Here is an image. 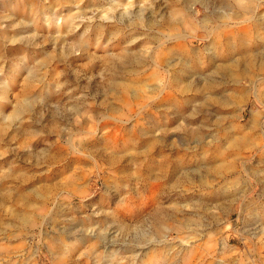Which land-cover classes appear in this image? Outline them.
Returning a JSON list of instances; mask_svg holds the SVG:
<instances>
[{
  "label": "rangeland",
  "instance_id": "rangeland-1",
  "mask_svg": "<svg viewBox=\"0 0 264 264\" xmlns=\"http://www.w3.org/2000/svg\"><path fill=\"white\" fill-rule=\"evenodd\" d=\"M263 16L0 0V264H264Z\"/></svg>",
  "mask_w": 264,
  "mask_h": 264
},
{
  "label": "bare ground",
  "instance_id": "bare-ground-1",
  "mask_svg": "<svg viewBox=\"0 0 264 264\" xmlns=\"http://www.w3.org/2000/svg\"><path fill=\"white\" fill-rule=\"evenodd\" d=\"M240 1V0H239ZM252 1V0H251ZM246 2V1H245ZM240 3V2H239ZM238 4V3H237ZM247 9V8H246ZM243 10V9H242ZM248 10H250V9H248ZM242 12V11H241ZM245 12V11H244ZM237 15V14H236ZM239 15V14H238ZM237 15V16H238ZM224 22V21H223ZM261 25H264V16L261 18V23H260ZM254 114V113H253ZM254 121V120H253ZM263 121V120H262ZM264 125V124H263ZM260 130V129H259ZM235 139V138H234ZM233 139V140H234ZM235 143H236V146H239V147H243V148H247V146L248 145H250V143H249V141H248V139L247 138H245L244 139V137H243V139L241 140V137L238 139V140H236L235 141ZM254 145H260L258 148L260 149V147L263 145L262 144V142L261 141H256L255 143H254ZM239 155V158H238V160H239V163L241 164V165H244L245 164V162L247 161V160H249L250 159V155H244V154H238ZM244 171L246 172V178H248V179H250V178H253V177H256L255 175V169H249L248 167H245L244 168ZM236 172H238V171H236ZM243 172V171H242ZM259 174V173H258ZM235 175V174H234ZM237 176V175H236ZM232 179H233V176H232ZM231 179V180H232ZM256 182V181H255ZM249 189L250 188H247L243 193H242V195H240L239 196V198L238 199H240L241 197H243V196H245L246 195V193L249 191ZM228 191V190H227ZM229 192V191H228ZM243 206V204L241 205V207ZM234 207V206H233ZM253 211V210H252ZM231 213V212H230ZM230 215V214H229Z\"/></svg>",
  "mask_w": 264,
  "mask_h": 264
}]
</instances>
